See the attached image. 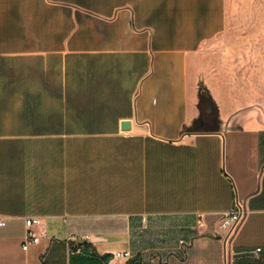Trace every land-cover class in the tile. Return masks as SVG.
I'll use <instances>...</instances> for the list:
<instances>
[{"label":"crops","instance_id":"1","mask_svg":"<svg viewBox=\"0 0 264 264\" xmlns=\"http://www.w3.org/2000/svg\"><path fill=\"white\" fill-rule=\"evenodd\" d=\"M225 29L226 0H0V264H264V106ZM200 81L220 123L184 132Z\"/></svg>","mask_w":264,"mask_h":264},{"label":"rangeland","instance_id":"2","mask_svg":"<svg viewBox=\"0 0 264 264\" xmlns=\"http://www.w3.org/2000/svg\"><path fill=\"white\" fill-rule=\"evenodd\" d=\"M209 47L216 54L225 51L227 63L248 80L264 106V0H226L225 32Z\"/></svg>","mask_w":264,"mask_h":264},{"label":"trees","instance_id":"3","mask_svg":"<svg viewBox=\"0 0 264 264\" xmlns=\"http://www.w3.org/2000/svg\"><path fill=\"white\" fill-rule=\"evenodd\" d=\"M208 107H210V112L207 114L206 109ZM198 108L200 111L199 118L190 128H185L184 132L216 131L220 123L217 109L211 99L209 91L202 83L198 84Z\"/></svg>","mask_w":264,"mask_h":264},{"label":"built area","instance_id":"4","mask_svg":"<svg viewBox=\"0 0 264 264\" xmlns=\"http://www.w3.org/2000/svg\"><path fill=\"white\" fill-rule=\"evenodd\" d=\"M241 215H242L241 210H238L224 217L223 222L221 224V228L222 230H224L225 235L227 237H229L234 233L236 226L241 218ZM38 223H39L38 218H28L25 220V226L27 228V232H26L25 241L23 243L24 249H26L28 245L37 242V237L33 234L32 227L36 226ZM4 225L5 223L1 221L0 226H4ZM114 257L118 259L128 260L132 258V255L130 252L124 251V252H116L114 254ZM42 264H46V263L42 262Z\"/></svg>","mask_w":264,"mask_h":264},{"label":"water","instance_id":"5","mask_svg":"<svg viewBox=\"0 0 264 264\" xmlns=\"http://www.w3.org/2000/svg\"><path fill=\"white\" fill-rule=\"evenodd\" d=\"M206 112H207V113L210 112V107H208V108L206 109ZM122 126H123L124 128H126V127H128V124H123Z\"/></svg>","mask_w":264,"mask_h":264}]
</instances>
